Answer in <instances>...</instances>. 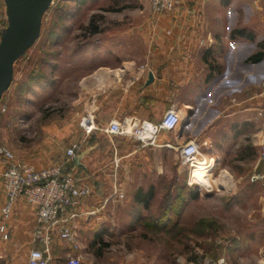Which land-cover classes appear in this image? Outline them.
Instances as JSON below:
<instances>
[{"label": "crops", "instance_id": "crops-1", "mask_svg": "<svg viewBox=\"0 0 264 264\" xmlns=\"http://www.w3.org/2000/svg\"><path fill=\"white\" fill-rule=\"evenodd\" d=\"M147 30V52L141 62L127 59L120 65L101 64L81 76V117L88 114L93 118L91 132L86 134L80 125L77 131L69 132L64 150L54 151L51 158L23 159L43 167L64 160L66 148L78 145V159L69 161L66 170L93 189L77 207L81 214L75 220V234H84L85 240L145 233L144 217L163 214L164 208L169 213L167 204L155 206L146 197L148 192L168 188V183L159 180L169 177L174 168L177 151L166 144L174 145L175 138L182 141L194 135L207 141L202 153L214 157L216 166H223L215 188L226 190L237 187L231 177L241 178L228 160L240 158L248 142L259 146L262 141L256 108L264 106V98L258 95L264 57L258 62L248 58L264 52V0H175L174 9L152 14ZM233 30L238 33L231 37ZM150 71L153 80L147 83ZM168 108L181 109L190 120L177 137L160 132L154 145L103 130L112 119L157 123ZM3 167L4 162H0V173ZM114 188L125 195L134 193L125 200L116 199ZM137 192L146 199H137ZM3 201L0 177V206ZM34 218V205L17 198L7 219L8 238L0 235V264H27L34 245ZM235 237L239 236L229 238ZM242 237L262 239L264 231H244ZM75 240L77 248L54 236L48 264H68L67 257L77 254L83 256L81 264H96L94 256L100 249L95 242L83 250ZM217 245L213 252L219 255ZM256 246L257 252L264 253V245Z\"/></svg>", "mask_w": 264, "mask_h": 264}, {"label": "rangeland", "instance_id": "rangeland-1", "mask_svg": "<svg viewBox=\"0 0 264 264\" xmlns=\"http://www.w3.org/2000/svg\"><path fill=\"white\" fill-rule=\"evenodd\" d=\"M151 23L148 0H52L39 38L14 62L13 80L0 100V107L6 106L0 112V144L17 158L38 161L64 150L69 132L80 127L83 73L127 59L141 62ZM176 153L170 176L159 180L168 188L153 190L150 197L155 206L174 204L170 229L87 241L80 234L75 238L81 249L95 242L96 264H212L221 257L229 264H263L264 253L256 245H264V238L242 237L244 231H264V176L252 179L264 175L259 146L248 142L240 158L228 160L241 175L230 176L237 184L232 190L215 188L222 165H215L209 178L208 170L200 186H189L188 168ZM133 193L120 196L119 191L115 197L125 200ZM219 233L223 236L215 239ZM232 234L239 237L229 238ZM217 242L219 255L213 252Z\"/></svg>", "mask_w": 264, "mask_h": 264}, {"label": "built area", "instance_id": "built-area-1", "mask_svg": "<svg viewBox=\"0 0 264 264\" xmlns=\"http://www.w3.org/2000/svg\"><path fill=\"white\" fill-rule=\"evenodd\" d=\"M153 15H159L175 8V0H148ZM5 12L2 0L0 1V32L5 23ZM258 95L264 98V78L258 84ZM234 100V98H232ZM6 106L0 107V112H4ZM256 116L261 120L262 133L259 145V156L264 159V106L256 108ZM92 117L88 114L81 117L80 125L86 134L94 128ZM190 120V115L183 113L179 108H168L164 111L161 119L157 123L137 119H112L103 128L108 134H120L130 136L141 142L142 145L156 144L160 132H172L175 137L181 134V129L185 125L184 120ZM187 124V123H186ZM172 148L178 151L183 164L188 168L187 183L191 184V174L197 167L199 156L202 155L201 147L207 145L206 140H199L194 135L185 137L182 141H177ZM76 143H72L65 150L66 158L62 161H54L43 167L26 160L17 158L6 145L0 144V159L4 161L0 177L4 193V201L0 206L2 216L0 222V235L3 239L8 238L7 219L12 211L15 201L23 197L27 202L34 205V225L32 230V243L28 254L27 264H48L51 242L54 236L73 243L77 248L75 237V220L81 214L77 211L80 200L89 196L93 189L86 183H79L77 177L70 170H66V165L73 160L77 154ZM210 159V158H207ZM205 162L206 159H203ZM208 168L214 169L215 164L205 162ZM263 178L260 173L253 174L252 179ZM114 192L117 191L114 188ZM123 195L122 192L119 194ZM35 244H39L40 247ZM264 258V257H263ZM83 256L81 254L69 255L68 264H81ZM263 261V260H262ZM212 264H229L223 257Z\"/></svg>", "mask_w": 264, "mask_h": 264}, {"label": "water", "instance_id": "water-1", "mask_svg": "<svg viewBox=\"0 0 264 264\" xmlns=\"http://www.w3.org/2000/svg\"><path fill=\"white\" fill-rule=\"evenodd\" d=\"M5 23L0 32V100L10 86L14 62L35 43L41 33L42 17L52 0H2ZM153 80L148 72L147 83ZM184 124L188 120H184ZM78 155L74 157L77 161Z\"/></svg>", "mask_w": 264, "mask_h": 264}, {"label": "trees", "instance_id": "trees-1", "mask_svg": "<svg viewBox=\"0 0 264 264\" xmlns=\"http://www.w3.org/2000/svg\"><path fill=\"white\" fill-rule=\"evenodd\" d=\"M237 34L233 32V36ZM263 46H264V40H263ZM264 57V52L257 51L254 54H252L248 59L250 62H258ZM152 197V192H148V195L146 198L150 199ZM136 198L139 200L146 199L145 196L143 197L141 192H137ZM145 202V200H144ZM169 207V213H166V209L164 208V213H159L157 216H147L143 218V226L145 227L146 231L151 232H159V231H166L169 230L170 227L173 225L172 218L170 212L172 211L170 208H174V204L171 206L170 203L167 204ZM172 223V224H171Z\"/></svg>", "mask_w": 264, "mask_h": 264}, {"label": "bare ground", "instance_id": "bare-ground-1", "mask_svg": "<svg viewBox=\"0 0 264 264\" xmlns=\"http://www.w3.org/2000/svg\"><path fill=\"white\" fill-rule=\"evenodd\" d=\"M207 158H210V159H207ZM203 159H206V163L210 161L211 164L214 163L215 161V158L214 157H209V156H206L205 154H202L199 156V161H198V164H197V167H195L194 169V172L191 174V184L194 185V184H198L199 186L201 185V181H204L205 179H208L213 173V169L211 168H208V166L205 165V162L203 161ZM208 169L210 170L209 173L210 175L207 176L208 178H204L202 177L204 174H206L208 172ZM213 176V175H212ZM223 176V179L225 177L224 175V172L222 171L221 173V177ZM263 264H264V258H263Z\"/></svg>", "mask_w": 264, "mask_h": 264}]
</instances>
